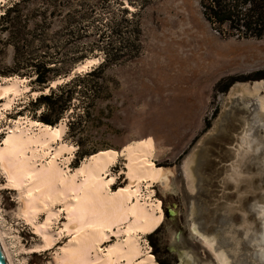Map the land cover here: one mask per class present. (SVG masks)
<instances>
[{"label":"rangeland","instance_id":"374dc122","mask_svg":"<svg viewBox=\"0 0 264 264\" xmlns=\"http://www.w3.org/2000/svg\"><path fill=\"white\" fill-rule=\"evenodd\" d=\"M13 1L0 0V14ZM97 1L87 0L89 3ZM108 1L109 12L117 15L114 0ZM143 1V8L138 13L142 32L139 54L126 62L104 68L100 96L95 99L83 130L68 128L70 109L63 112L56 124L59 122L65 124L64 135L60 141L73 146V150L64 155L71 157L68 162L71 170L91 157L85 154L79 158L83 151L91 152L94 156L99 153L118 152L129 143L137 142L151 149L154 166L171 172L167 174L166 186L160 182H151L149 185L142 182L141 193L143 195L148 193V199L152 202L159 201L162 219L152 233H139V243L144 253L153 256L157 264L160 262L170 264L174 255L169 251L168 234L178 233L176 235L187 239L185 226L188 223L185 220L190 217L192 199L196 198L197 201L203 200L206 203L209 202L207 199H210L200 190L193 193V176L189 166L193 164L195 146L207 132H213L229 97L240 93L243 84L257 79L264 80V34L258 38L227 35L224 25L219 27L223 34H218L202 17L199 0ZM119 3H121L119 7H125L127 14L137 9L136 4L130 0H120ZM11 52V47L4 48L1 64L9 63ZM100 59V54H91L80 59L73 64L69 73L51 81L49 86L67 80L74 72L90 69ZM10 77L19 76H0V82ZM231 77L233 81L225 90L216 86L217 82ZM21 78L22 80L18 82L22 89L19 94L8 93L9 98H12L9 106L5 105V98H0V143L6 135L7 128L19 120L24 125L28 124L29 120L42 123L36 119L41 108L30 110L26 106L27 102L41 91L30 85L28 81L30 78ZM240 83L242 87L238 86ZM45 89L47 90L44 88L43 92ZM256 92L257 99L263 97L264 100V83ZM72 100L75 104L77 96L73 95ZM216 155L211 154L210 157L216 160ZM185 160L187 161L184 164ZM75 161L77 165L73 166ZM224 161L222 159L221 163ZM231 161L233 160L230 159L229 162ZM114 163L109 169L116 179L110 188L118 190L127 185L125 176L120 174L124 167L123 156H118ZM234 168H237L236 162ZM187 170L191 174L190 177ZM210 171L211 169H208L204 173L212 175ZM247 172L249 173V170ZM243 173L237 170L236 174ZM211 180L214 181V178ZM206 187L211 193L214 190L216 194L220 193L213 182ZM229 190H234V187ZM246 192L242 189L238 191L241 194H247ZM20 199V193L7 186L6 177L0 168V231L3 233L2 237L13 264H56V254L71 239L63 230L65 213H59L57 220L50 223L56 241L51 247L43 248L42 238L20 214ZM227 202L237 204L233 198ZM258 205L262 206L259 209L261 216L264 201ZM56 208L59 209L60 206L57 205ZM168 210H174L175 213L172 215ZM45 218L43 211L37 215L39 222H43ZM191 224L192 221L188 224L189 230ZM244 225L247 226L242 228L243 234L240 236L231 230V225H228V229L223 232L224 235H228L231 244L219 245L217 249L223 247L230 255L234 257L237 255L239 259L243 251L250 254L252 252L250 247L261 241L260 237L253 235L259 236L262 228L259 224V230L253 231L250 228L251 218L236 221L234 227ZM252 231L249 248L242 250L241 241ZM212 233L207 232L211 234L207 236H212ZM115 241L116 238L111 236L109 243L104 242L100 248L104 250ZM187 242L185 249L195 251L196 261L200 264L210 262L207 250L199 246L195 239ZM263 248L264 245H258L254 246L253 250ZM246 260H249L250 264H264L251 256ZM215 263L218 264L216 259Z\"/></svg>","mask_w":264,"mask_h":264},{"label":"bare ground","instance_id":"6f19581e","mask_svg":"<svg viewBox=\"0 0 264 264\" xmlns=\"http://www.w3.org/2000/svg\"><path fill=\"white\" fill-rule=\"evenodd\" d=\"M2 80L0 98H5V105L9 106L12 98L8 93L19 94L22 89L18 82L22 78ZM257 89L246 91L248 95H255L257 109L264 111V100L263 97L257 99ZM64 131L65 124L62 122L52 127L31 120L24 125L19 120L7 128L0 143V168L7 186L20 193V214L42 238L41 247L49 248L56 241L50 223L64 212L63 230L71 239L56 254V264H157L153 256L141 249L139 233L149 234L154 230L161 222L162 212L159 201L149 200L148 193L143 195L140 187L142 182L147 185L160 182L166 186L167 174L171 172L154 166L151 149L137 142L129 143L118 152L99 153L86 158L79 167L71 170L68 165L71 157L64 155L69 154L73 146L60 141ZM120 155L124 158L120 174L125 176L127 185L112 190L110 185L114 184L116 176L109 167ZM187 175H191L189 170ZM260 208L262 206L258 205L257 230L260 224L262 232L253 237H260L261 241L250 247L252 252L246 258L251 256L264 263V248L253 250L254 246L264 245V211L259 216ZM41 211L46 216L43 222L37 219ZM229 225L234 227L235 224ZM246 226L239 227L240 235ZM190 228L192 234L201 236V243L212 252V258L215 257L218 264H240L237 255H230L223 247L217 249L219 244L214 234L207 236L211 234L202 233L193 221ZM250 228L253 230L252 225ZM253 231L244 238L247 245ZM2 235L0 231L1 250L7 264H13ZM222 235L228 242L226 245L231 244L228 235L224 232ZM111 236L116 241L102 250L101 244L109 243ZM186 257L192 258L188 252Z\"/></svg>","mask_w":264,"mask_h":264},{"label":"trees","instance_id":"16d2710c","mask_svg":"<svg viewBox=\"0 0 264 264\" xmlns=\"http://www.w3.org/2000/svg\"><path fill=\"white\" fill-rule=\"evenodd\" d=\"M130 1L137 9L129 14L125 7H119L120 0L113 1L117 15L109 12L108 0H14L2 10L0 76L30 78V85L41 91L26 105L30 110L41 108L38 121L54 126L70 109L68 128L83 130L90 109L100 96L104 68L126 62L140 52L138 13L144 1ZM199 5L202 17L218 34H223L219 29L222 25L226 26L227 35L258 38L264 34V0H199ZM7 46L12 50L11 58L9 63L1 64ZM91 54H100V61L49 86L51 81L69 73L74 63ZM232 81V77L226 78L216 86L225 90ZM73 95L78 99L75 104ZM85 154L92 156L83 151L79 158ZM76 165L77 161L73 166Z\"/></svg>","mask_w":264,"mask_h":264},{"label":"water","instance_id":"95a60500","mask_svg":"<svg viewBox=\"0 0 264 264\" xmlns=\"http://www.w3.org/2000/svg\"><path fill=\"white\" fill-rule=\"evenodd\" d=\"M263 83V79L250 81L243 84L240 93L229 97L213 132H207L196 144L193 164L189 166L193 176V193L200 190L210 199H207L209 202L206 203L193 198L189 210L190 217L185 221L188 224L193 221L204 234L212 231L220 246L228 243L222 232L228 229L229 224H235L243 218H251L253 230L258 229V203L264 200V111L257 109L255 95H248L246 90L259 88ZM238 86L242 87V83ZM211 154H218L216 160L210 157ZM222 159L225 161L221 163ZM230 159L233 161L229 162ZM235 162L237 168H234ZM208 169H211L212 175L204 173ZM237 170L244 172L243 175L236 174ZM211 182L217 186L220 193L216 194L215 190L211 193L208 190L206 186H210ZM231 187H234V190L230 191ZM241 189L246 190L247 194L238 193ZM231 198L237 201L236 205L227 202ZM168 211L172 215L175 213L174 210ZM188 224L185 226L187 239L181 235L178 237V233L168 234L169 251L174 255L170 264H200L196 261L195 251L185 249L187 241L191 239H195L199 246L207 250L210 262L216 264L211 253L201 243V236L192 234ZM231 230H234L236 235L241 233V229L233 226ZM246 248L249 246L247 240L243 239L241 249ZM187 252L191 254V259L186 257ZM246 256L243 251L240 264H249ZM0 264H7L1 247Z\"/></svg>","mask_w":264,"mask_h":264}]
</instances>
